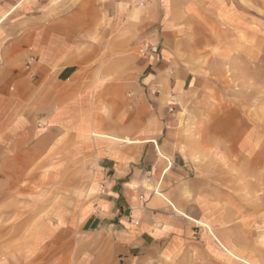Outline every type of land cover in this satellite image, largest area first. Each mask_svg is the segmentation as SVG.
Returning <instances> with one entry per match:
<instances>
[{"label": "crops", "instance_id": "0c3cea01", "mask_svg": "<svg viewBox=\"0 0 264 264\" xmlns=\"http://www.w3.org/2000/svg\"><path fill=\"white\" fill-rule=\"evenodd\" d=\"M75 1L0 0V26L20 16L10 25L22 29L7 41L0 37L2 182L8 174L16 180L38 173L41 157L69 151L89 131H99L88 181L101 194L93 204L96 229L90 234L101 239L111 264H224V251L238 259L224 234L229 211L222 206L217 227L214 186L192 177V167L172 146L166 105L142 102L136 109L133 100L120 99L125 93L120 79L135 72L127 65L135 47L133 28L152 48L150 62L170 55L161 49L172 38L160 27L157 4L135 11L119 0H112L115 6ZM105 14L110 34L88 43L87 37L102 30ZM165 81L166 75L151 74L147 90L164 91Z\"/></svg>", "mask_w": 264, "mask_h": 264}, {"label": "rangeland", "instance_id": "374dc122", "mask_svg": "<svg viewBox=\"0 0 264 264\" xmlns=\"http://www.w3.org/2000/svg\"><path fill=\"white\" fill-rule=\"evenodd\" d=\"M102 3L115 6L112 0ZM119 3L135 11L157 4L160 27L172 38V44L167 39L161 46L168 58L150 62L152 48L133 28L135 47L127 65L135 72L120 79L125 91L120 99L133 100L136 109L142 102L166 105L172 146L192 167V177L214 186L217 227L222 208L229 211L224 231L229 250L238 259L264 264V0ZM108 17L88 43H101L110 34ZM16 18L0 26L4 41L22 30L10 25ZM27 27L24 18L22 28ZM174 38L182 45L175 46ZM145 46L149 49L142 54ZM151 74L166 75L164 91L149 93L145 81ZM156 81L162 84V78ZM98 135L89 131L69 151L41 157L38 173L19 174L16 180L8 174L6 183L1 175L0 264H111L101 239L90 234L96 229L90 218L93 204L101 194L88 181ZM224 252V264H245Z\"/></svg>", "mask_w": 264, "mask_h": 264}, {"label": "built area", "instance_id": "2783aa9c", "mask_svg": "<svg viewBox=\"0 0 264 264\" xmlns=\"http://www.w3.org/2000/svg\"><path fill=\"white\" fill-rule=\"evenodd\" d=\"M138 1H141V0H138ZM148 46H145L142 50H141V53L142 54H145L147 51H148Z\"/></svg>", "mask_w": 264, "mask_h": 264}, {"label": "trees", "instance_id": "16d2710c", "mask_svg": "<svg viewBox=\"0 0 264 264\" xmlns=\"http://www.w3.org/2000/svg\"><path fill=\"white\" fill-rule=\"evenodd\" d=\"M119 209L121 210V207L119 206Z\"/></svg>", "mask_w": 264, "mask_h": 264}]
</instances>
